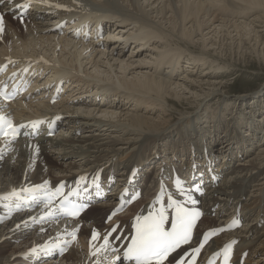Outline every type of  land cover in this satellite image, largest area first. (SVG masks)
Masks as SVG:
<instances>
[{
    "label": "bare ground",
    "instance_id": "6f19581e",
    "mask_svg": "<svg viewBox=\"0 0 264 264\" xmlns=\"http://www.w3.org/2000/svg\"><path fill=\"white\" fill-rule=\"evenodd\" d=\"M206 1L213 4V10L209 14L213 22L210 24L202 17L210 9L206 10ZM20 2L25 0H0V15L6 18L8 25V17L17 13L15 6ZM27 10L25 14L29 18L24 21V35L10 26L6 31L7 37L19 38L18 51H12L15 49L13 47L10 51L9 38L0 37V61L8 56L16 58L19 62L12 68L16 69L26 59L33 58L39 62V69L48 70L47 80L63 77L71 91L66 98L54 105L40 99L26 109L19 111L16 108V119L31 118L40 112L48 117H56L60 129L55 138L41 142L25 139L10 142L0 140V155L3 158L8 153V159L3 158L0 162V213L7 216L6 221L0 225V264H13L12 257L17 255L31 261L43 260L45 264H112L117 256L110 252L109 245L107 248L102 247L104 239L100 229L103 225L97 220L98 215L103 217L114 203H118L119 198L115 200V194L108 193L98 203H102L100 206L90 209L93 212L90 217H95V221L57 218L41 222L37 220L39 214L54 205L39 212L37 208L25 210L26 204H21L18 197L26 196L25 188L29 186L40 184L47 189L48 181L54 185L57 180L71 179L77 173L96 166L104 167V170L112 166L119 167L118 174L122 177L135 163H146L152 174L164 175L161 183H172L178 188V175L167 173L172 166L181 169L185 166L191 148L202 144L210 161L209 166L213 168L218 163V158L220 162L227 159L233 162L242 151L246 158L250 155V146L258 144L260 137L264 140V112L257 120L254 117L258 110L254 109L245 118L246 121L238 120L240 124L237 123V128L230 125L228 133L229 122L225 123L228 126L226 131L220 132L224 115L220 113L219 121L215 119L217 123H208L211 126L206 128L208 120L204 118L202 111L206 100L226 92V81L218 77L225 72L222 67H225L226 60L220 58V53L219 57L214 53L217 49L226 53L220 47L223 44L221 42L228 39L233 41L231 32L235 31L240 36L237 49L244 41L242 38L248 35L247 38L255 40L254 44L259 41L261 45L264 43V0H47V4L33 0ZM256 12L259 14L250 17ZM70 17L86 19L90 29L94 28L99 18L109 33L106 41H101L98 45H94L90 39L82 41V31L78 38H70L72 22L67 21L56 27L57 23L65 18L69 20ZM216 22L219 23L214 25ZM76 23L78 26L82 25L78 21ZM166 23L169 24L168 27ZM106 24H109L108 27ZM221 33L227 35H223L222 40L218 36ZM129 42L132 51L123 56L125 49L130 46H127ZM148 44L150 47L147 51L150 53L146 52L151 56L156 54V64L147 62V54L142 57V49L146 50ZM181 47L190 55V72L183 67L182 76L179 75V61L183 53ZM138 55H142L138 57L139 60L135 57ZM214 62L217 64L213 65ZM219 63L225 64L220 66ZM201 66L206 71L191 72ZM162 67H166L165 72H162ZM91 68L94 73H91ZM212 68L216 69L211 70ZM118 72L124 74L119 78ZM208 73H212L213 80L207 78ZM189 92L192 95L188 97ZM245 94L235 95L238 96L237 99L233 97L235 102H243ZM99 97L106 101L97 100ZM117 98L122 100L116 102ZM260 98L261 94L251 98L253 108ZM108 99L111 101H107ZM183 102H187V107L185 112L180 110L182 119L174 122L170 117L171 113L165 112L182 106ZM59 108L64 109L61 111ZM7 109L12 110L11 105ZM233 116L236 117V112L231 110L230 119ZM251 118L255 119L259 129L247 127ZM82 131L85 132L83 135L75 136ZM95 131L98 134H94ZM115 132L120 133L112 136ZM166 133V136L161 137V134ZM207 133H211V136L205 141L203 137ZM258 147L262 148L258 149L260 152L251 162L249 160V163L237 164V167L232 165V170L204 199L209 214L215 207L218 213L224 205L242 203L241 200L244 199L247 206L242 208L243 215H248V220L252 223L247 220L244 223L246 226L229 236L240 237L242 249L251 248L246 264H264V144ZM126 149L134 150L127 160L117 162L118 153L125 152ZM70 158L77 159L73 163L70 161L65 167L62 161ZM168 176H171L169 180H165ZM248 186L258 188L249 194L245 190ZM13 191L17 195H10ZM148 191L149 188L145 187L143 195L146 199ZM14 205H20L21 209L11 216L9 213ZM229 217V214L210 215L203 218L198 227L201 230L218 227L227 223ZM93 230L99 233V237L90 241ZM70 234V239L82 240V247L74 244L62 257L58 256L60 249L51 247L47 251L42 247L51 240H64ZM228 238H215L213 247L220 246ZM9 243L16 244L6 250ZM209 248L211 246L206 249ZM42 262L39 263L44 264ZM118 263L120 264L117 261L116 264Z\"/></svg>",
    "mask_w": 264,
    "mask_h": 264
},
{
    "label": "rangeland",
    "instance_id": "374dc122",
    "mask_svg": "<svg viewBox=\"0 0 264 264\" xmlns=\"http://www.w3.org/2000/svg\"><path fill=\"white\" fill-rule=\"evenodd\" d=\"M209 1H206V3H205V8H206V10H207V8L209 9L208 10V14H205L204 16H202V17H204V21L206 20V22L208 21L209 22V24L211 23V22H213V19H212V17L209 15V14H211V12H212V10H213V8H211L212 7V3H210L209 5ZM218 5H220V4H218ZM205 10V11H206ZM207 12V11H206ZM259 13H252L251 14V16L250 17H252L253 15H258ZM207 15H208V17H207ZM219 17H221V15H218ZM27 17V15H22V18H21V15H16V14H14V15H12V16H9L8 18L10 19V25H8V23H7V21H6V18H4V32H3V34H0V37H6V38H9V37H7V35H6V31H7V28H9V26L10 27H13V28H17L18 29V31L19 32H21V34L22 35H24V21H28V17ZM211 17V18H210ZM218 17V18H219ZM250 17H248V18H250ZM208 18V19H207ZM229 18V17H228ZM201 19V20H202ZM12 23V24H11ZM217 23H219V22H216L214 25H217ZM191 24V23H190ZM108 25L109 24H106L105 26L106 27H108ZM166 25V27H168L169 26V24L168 23H166L165 24ZM168 25V26H167ZM189 25V24H188ZM188 25L186 26V27H188ZM216 28H218V27H216ZM261 28V27H260ZM262 28H264V27H262ZM229 30H231V29H229ZM204 33H205V31H204ZM10 34V33H9ZM211 34H213V33H211ZM211 34H210V37H212V39H214V37H213V35L211 36ZM253 34V33H252ZM11 35V34H10ZM196 34L194 33V35L193 36H195ZM226 37L227 35H225V33H221V34H219L218 36H221V40H222V38L224 37V36ZM234 35V36H233ZM207 36H209V35H207ZM249 36V35H248ZM247 36V37H248ZM231 37H233L234 39H233V41H231L230 39H228V40H224L223 42H221V43H223L222 44V46H220L221 48H222V50H223V52H226V53H222V52H220V50L219 49H217V51H214V53H215V55L217 54V56L219 57V53H220V58H224L223 59V61H225L226 60V64L225 63H219V65L220 66H222V65H224L225 67H222L223 69H225V72L224 73H221L222 75H220V76H218V77H220V78H222L224 81H226V92L225 93H221L220 95H214V96H212V98H210V99H208V100H206V104L203 106V114L205 115L204 116V118H206L208 121H206V128H208L209 126H211L212 125V123H217V121L215 120V119H217L218 121H219V115H220V113H221V115H224V121L222 122V126H221V130H220V132H223V131H226V129L228 128V126H229V130H228V133L230 132V125H233V127L235 126L236 128L238 127L237 126V123H238V125L240 124V121H238V120H244V121H246L245 120V118H248L249 116L248 115H250V114H252L251 112H253V110L254 109H256V110H258V112L255 114V119H257V117L260 115L261 116V114L264 112V43L261 45V44H259L260 43V41L257 43V44H254V42H255V40H250L249 38H247V37H243L242 39L244 40L243 41V43L242 44H240L239 45V48L237 49V42H238V39L240 38V36H238V35H236V32L234 31V32H231ZM237 37V38H236ZM31 38V37H30ZM196 39L197 38H199V37H195ZM205 38H208V37H205ZM18 37L17 38H15V37H11V38H9V41H10V43H9V45L11 44V47H10V51L12 50V47L13 48H15V49H13L12 51H18V49H19V45L20 44H18V43H20V42H18ZM144 39V38H143ZM195 39V40H196ZM219 39V40H220ZM16 41V42H15ZM199 41V40H198ZM123 42V41H122ZM164 42V41H163ZM244 42L246 43V44H244ZM218 44L220 43V42H217ZM220 43V44H221ZM239 43V42H238ZM165 43H163V45H164ZM254 44V45H253ZM130 45V42L127 44V46H129ZM244 45V46H243ZM15 46V47H14ZM16 47H18V48H16ZM150 47V44H148L147 45V47H146V50H145V48H143L142 50H143V53H142V55H138V56H135L136 58H137V60H139L138 59V57H144V54H147L146 55V60H148L147 62H149V63H151V64H153L154 62H155V64H156V60H155V55L153 56H151V54H148V53H150L149 51H147V49ZM166 47V46H165ZM231 47V48H230ZM167 48H168V46H167ZM0 49H1V47H0ZM17 49V50H16ZM137 50L139 49L138 47L136 48ZM181 50L183 51V53L181 54V58L182 59H180V61H179V63H180V67H181V69H180V72H179V75H181L182 74V72H183V67H184V69L185 70H187V71H189V66H188V61H189V57H190V55H188V53H186L187 51L186 50H184V47H181ZM246 50V51H245ZM131 51H132V49H131V45L128 47V48H126L125 49V53H123L122 55L124 56V55H128V54H130L131 53ZM148 53H147V52ZM242 51V52H241ZM155 52H156V50H155ZM185 52V53H184ZM217 52V53H216ZM241 52V53H240ZM246 52V53H245ZM222 53V54H221ZM137 54V52L135 53V55ZM224 54V55H223ZM184 56V57H183ZM154 57V58H153ZM163 56H158V58H162ZM151 58V59H150ZM183 58H185V59H183ZM132 59H134V58H132ZM136 60V61H137ZM154 60V61H153ZM157 60H159V59H157ZM152 61V62H151ZM101 62H102V60H101ZM134 62H135V59H134ZM102 63H104V62H102ZM217 64V62H214L213 63V65H216ZM104 66H105V63H104ZM218 66V65H217ZM202 67V66H201ZM198 67V68H195L194 70H192L191 72H204V71H206L205 69H203L204 67ZM166 67H164V69H163V67L161 68L162 69V72L164 71L165 72V69ZM227 68V69H226ZM101 69H104L103 67H101ZM118 69V68H117ZM116 69V70H117ZM215 70L216 68H212L211 70ZM92 70V71H91ZM91 73L93 72V68H91ZM95 72V71H94ZM93 72V73H94ZM120 72V71H119ZM118 72V73H119ZM190 72V71H189ZM117 73V75L119 76V78L124 74V73H119L118 74ZM193 73V74H194ZM114 74V73H113ZM184 74V73H183ZM182 74V75H183ZM206 74V73H205ZM99 75H101V74H99ZM181 75V76H182ZM212 75V73H208L206 76H207V78H211V77H213V76H211ZM211 80H213L212 78H211ZM197 91H199L198 89H197ZM74 93H76L77 91H73ZM257 92H259V93H257ZM241 93H246L245 94V97H244V101L243 102H239V101H236L235 102V100H234V98L235 99H237L236 97H238V96H235V95H238V94H241ZM248 93V94H247ZM259 94H261V98H260V100L259 99H257V101L258 102H255L256 103V107L255 108H253L252 107V102H253V100L251 99L252 97H257ZM192 94H191V92H189L188 94H187V96L189 97V96H191ZM244 95V94H243ZM242 95V96H243ZM249 95V96H248ZM257 95V96H256ZM221 96V97H220ZM235 96V97H234ZM247 96V97H246ZM231 97V98H230ZM234 97V98H233ZM104 100V101H106L104 98L102 99L101 97H99L97 100ZM119 100V101H118ZM122 99L121 98H117V100H116V102H120ZM107 101H111V100H107ZM184 104V105H183ZM183 104H182V106L180 105V106H177V108L176 109H172V108H170L169 110H166V112H165V114H170L171 113V119H173V121L174 122H176L177 120H181L182 118H181V115L179 114L180 113V110H182V111H184L185 112V109H186V107H187V102H183ZM208 104V105H207ZM210 105V106H209ZM206 107V108H205ZM130 108V107H129ZM61 111H63V109H61V108H59ZM160 110L161 109H159V112H160ZM191 110H193V108L191 109ZM207 110V111H206ZM231 110H234L235 112H236V117L235 116H233L231 119H230V117H229V115H230V113H231ZM168 111V112H167ZM227 111V112H226ZM250 111V112H249ZM175 112V113H174ZM191 112V111H190ZM214 112V113H213ZM217 113V114H216ZM250 113V114H249ZM239 115V116H238ZM203 118V119H204ZM237 119V120H236ZM255 119H253V118H251L249 121H248V123H247V127H251V128H253V129H256V128H258L259 129V127H257V125H256V122H255ZM214 122H213V121ZM258 120V119H257ZM227 122H229V125L228 126H225V123H227ZM230 122H231V124H230ZM253 122V123H252ZM208 123L209 124H211V125H208ZM253 125V126H252ZM227 127V128H226ZM264 127V126H263ZM224 128V129H223ZM84 131V130H83ZM79 132L77 135H75V136H79V135H83L85 132ZM170 131H173L174 132V130H170ZM170 131H168V132H170ZM241 131H244L245 133H246V131H245V129H242ZM82 133V134H81ZM118 133H120V132H115L114 134H111L112 136H116ZM213 133V132H212ZM57 134H59V133H57ZM56 134V135H57ZM94 134H98L97 133V131H95L94 132ZM126 134V133H125ZM124 134V135H125ZM209 134V135H208ZM121 135V134H120ZM123 135V136H124ZM167 135V133L166 134H161V137H164V136H166ZM207 136L204 138V140H206L207 138H208V136H211V133H207L206 134ZM69 136V135H68ZM219 143L221 144V141H219ZM218 143V144H219ZM262 144H264V140L260 137V139H259V141H258V144L256 143L255 145H253V146H250V155L248 154V156L246 157V158H244L243 159V161L242 162H240L241 160H239V162L238 161H233V163H232V165H236V167L238 166L237 164H243V163H249V162H247V161H249L250 160V162H251V160L258 154V152H260V150H258V149H260V148H262V147H258V146H260V145H262ZM134 149H126V151L124 152V151H120L119 153H118V157H117V162L118 161H121V162H124L125 160H127V158H128V155L133 151ZM200 150H203V147H200ZM129 151V152H128ZM50 152V151H49ZM10 153V152H9ZM7 154L8 153H5L4 154V156H3V158L4 159H8V156H7ZM2 155H0V162H2ZM240 158H243V156H238L235 160H238V159H240ZM77 158H74V159H72V158H70V159H67V160H65V161H62V163H63V165L66 167L67 166V164L71 161V163H73L75 160H76ZM124 160V161H123ZM58 163H60V164H62L61 163V161H59ZM241 164V165H242ZM241 165H239V166H241ZM57 166H58V164H57ZM247 168H248V166H247ZM247 171H249V168H248V170ZM258 177H260V176H258ZM222 182V180L219 182V183H221ZM218 183V184H219ZM252 184V183H251ZM255 185H257L258 183H254ZM260 184H258V186H259ZM255 188H258L257 186H255V187H247V189L245 188V190H246V192L247 193H249V194H251V192H252V190L253 189H255ZM250 196V195H249ZM143 198V197H142ZM139 205L140 204V202L139 203H135L134 205ZM245 205H246V203H245ZM247 206V205H246ZM89 211H91V210H89ZM102 222H100V224H101ZM102 235V234H101ZM81 240V239H80ZM79 239L78 240H75V242H74V244H75V246H78V247H82V245H81V241H80ZM77 242H79V243H77ZM4 244H7V243H4ZM3 244V245H4ZM16 243H9V245H8V247L6 248V250L7 249H9V248H11L13 245H15ZM73 244V245H74ZM72 247V246H71ZM70 247V248H71ZM2 249V248H1ZM95 249V248H94ZM93 249V250H94ZM93 252V251H92ZM18 257V258H17ZM20 257V258H19ZM24 258V257H22V256H19V255H17V256H15V258H13L12 257V260H11V262L13 263V264H40L39 262H42L43 260H40V261H31V260H27L26 258H24L23 260L22 259ZM46 258H49L48 256H46ZM15 259V260H14ZM25 260V261H24ZM118 262H120V264H122L123 262L120 260V261H118ZM42 263H44L45 264V262H42ZM119 264V263H118ZM123 264H125V263H123Z\"/></svg>",
    "mask_w": 264,
    "mask_h": 264
},
{
    "label": "snow or ice",
    "instance_id": "6c2138e0",
    "mask_svg": "<svg viewBox=\"0 0 264 264\" xmlns=\"http://www.w3.org/2000/svg\"><path fill=\"white\" fill-rule=\"evenodd\" d=\"M33 0H25L23 7L27 9ZM38 3L47 4V0H36ZM59 7V5H57ZM21 14V18H22ZM4 32V17L0 15V34ZM0 96L5 94L0 91ZM6 99H10V96H5ZM43 123L42 121L32 122V127L36 128L38 124ZM0 128H6L4 135L12 134L13 138L17 133V128L12 125V122L3 116H0ZM27 191V189H25ZM59 191V190H57ZM178 191L181 195L187 196L185 203L195 204L196 201L192 200L191 195L186 193L178 183ZM10 195H17L13 191ZM7 198V197H5ZM168 208L172 209L171 215V229L164 227L165 222L168 220L167 209L161 207L158 213H150L145 217H136V222L133 225L135 228V235L132 237V242L127 246V250L123 253V258L129 261H134L135 264H194V257L189 260H185L188 255L185 253L179 258H175L172 254L176 252L181 245L188 244L192 238V229L196 225V221L200 217V212L195 209H190L185 206L184 203H180L174 200L171 196L168 197L167 201ZM66 215H76L77 211L66 212ZM111 216L109 217V220ZM235 223V221L233 222ZM117 227H112L108 233L103 237L104 245L102 247L107 248L109 245L108 237L116 232ZM75 236V233H73ZM99 237V233L96 230L92 231L91 240H96ZM119 239V237H117ZM207 240L204 241L206 243ZM203 247V243L200 247L194 248L192 251L196 254L200 252ZM34 251V250H33ZM227 252V249L225 250ZM121 257L116 256L112 264H116L120 261Z\"/></svg>",
    "mask_w": 264,
    "mask_h": 264
}]
</instances>
